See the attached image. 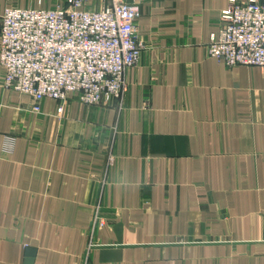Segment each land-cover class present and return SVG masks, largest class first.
Listing matches in <instances>:
<instances>
[{
	"label": "crops",
	"instance_id": "obj_1",
	"mask_svg": "<svg viewBox=\"0 0 264 264\" xmlns=\"http://www.w3.org/2000/svg\"><path fill=\"white\" fill-rule=\"evenodd\" d=\"M137 1L122 107L36 113L0 67V264H264V68L208 55L228 0ZM67 6L0 0V32L7 8Z\"/></svg>",
	"mask_w": 264,
	"mask_h": 264
},
{
	"label": "built area",
	"instance_id": "obj_2",
	"mask_svg": "<svg viewBox=\"0 0 264 264\" xmlns=\"http://www.w3.org/2000/svg\"><path fill=\"white\" fill-rule=\"evenodd\" d=\"M67 1L65 8L5 10L0 32L3 86L30 96L36 113L45 99H53L60 102L61 115L70 95L87 105L114 101L122 107L127 71L139 63L144 48L138 1L110 0L102 10L85 7L88 0ZM228 1L211 34L208 55L228 67L264 68V0ZM14 148L15 139L7 137L4 149Z\"/></svg>",
	"mask_w": 264,
	"mask_h": 264
},
{
	"label": "water",
	"instance_id": "obj_3",
	"mask_svg": "<svg viewBox=\"0 0 264 264\" xmlns=\"http://www.w3.org/2000/svg\"><path fill=\"white\" fill-rule=\"evenodd\" d=\"M35 253L34 252H31L30 253V256H33ZM29 264H33L31 261H29Z\"/></svg>",
	"mask_w": 264,
	"mask_h": 264
},
{
	"label": "rangeland",
	"instance_id": "obj_4",
	"mask_svg": "<svg viewBox=\"0 0 264 264\" xmlns=\"http://www.w3.org/2000/svg\"><path fill=\"white\" fill-rule=\"evenodd\" d=\"M131 2L133 1V0H130ZM138 4H139V7H140V3H139V1H138Z\"/></svg>",
	"mask_w": 264,
	"mask_h": 264
}]
</instances>
